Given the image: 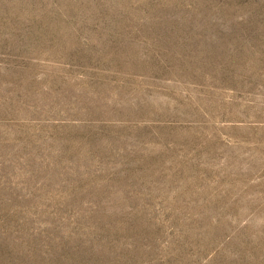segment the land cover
<instances>
[{
    "label": "rangeland",
    "instance_id": "1",
    "mask_svg": "<svg viewBox=\"0 0 264 264\" xmlns=\"http://www.w3.org/2000/svg\"><path fill=\"white\" fill-rule=\"evenodd\" d=\"M0 264H264V0H0Z\"/></svg>",
    "mask_w": 264,
    "mask_h": 264
}]
</instances>
